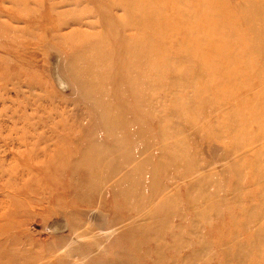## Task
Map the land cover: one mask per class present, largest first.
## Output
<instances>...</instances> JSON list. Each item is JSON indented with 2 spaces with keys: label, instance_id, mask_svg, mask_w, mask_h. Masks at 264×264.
Wrapping results in <instances>:
<instances>
[{
  "label": "rangeland",
  "instance_id": "1",
  "mask_svg": "<svg viewBox=\"0 0 264 264\" xmlns=\"http://www.w3.org/2000/svg\"><path fill=\"white\" fill-rule=\"evenodd\" d=\"M0 264H264V0H0Z\"/></svg>",
  "mask_w": 264,
  "mask_h": 264
}]
</instances>
